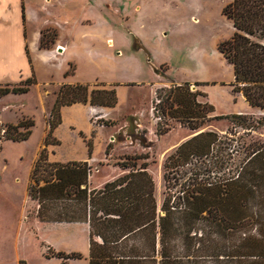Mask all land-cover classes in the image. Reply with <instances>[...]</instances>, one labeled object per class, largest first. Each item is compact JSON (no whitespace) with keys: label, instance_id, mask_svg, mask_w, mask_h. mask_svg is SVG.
Listing matches in <instances>:
<instances>
[{"label":"rangeland","instance_id":"rangeland-1","mask_svg":"<svg viewBox=\"0 0 264 264\" xmlns=\"http://www.w3.org/2000/svg\"><path fill=\"white\" fill-rule=\"evenodd\" d=\"M231 2L26 0L22 18L24 14L30 49L37 30L42 26H51L45 38L49 46L55 34L60 32L63 33L62 39L70 42L79 25L84 26L81 28L84 30L92 27L102 31L108 24L112 50L95 47L93 58L87 63L77 47L67 57L78 65L79 73L84 76L91 68H96L101 76L113 74L119 83L126 82L135 87L122 89L120 106L110 115L119 120L108 123V126L116 125V128L99 127L104 126V120L91 116L92 138L79 134L73 128L71 131L64 124L60 129H54L48 146H45V138L50 128V112L60 87H37L35 84L27 94H10L0 99V264H82L84 261L89 244V226L43 221L39 217L41 204L30 198L28 190L31 173L43 149H46L49 163H66L81 157L80 151L74 154V150L82 145L77 135L86 144L90 142L95 158L101 159L104 158L105 143L113 134V139L108 142V161L97 160L91 164V188L105 183L113 168L123 175L128 170L121 165H136L137 168L145 165L154 181L159 212L165 197L171 198V205L175 207L186 192L209 187L224 188L229 180L239 176L245 180L249 170L256 171L258 162L247 163L251 149L264 147V126L250 131L237 127L226 118L238 112H254L244 115L255 121L264 118L262 111L251 109L232 93L234 68L219 51V45L230 40L236 32L233 22L224 13ZM108 42V47H112ZM111 53L115 61L104 64L99 61ZM42 60L45 64L43 71H39L41 81L49 80L53 70L61 69L63 65L49 55ZM74 68L72 64L71 70ZM158 79L187 84L188 87L179 91L172 89L176 83L169 87L155 86L154 89L141 85ZM7 85L20 84L16 81L0 83V87ZM139 98H143L144 103ZM156 98L161 100L165 112L161 121L151 113ZM132 103L137 104L135 108L142 117L129 119L125 115L132 113ZM25 120L34 122L28 140L14 142L4 138L2 130L7 131L8 126H17ZM125 121H128L127 128L121 130ZM80 123L86 130L88 123L85 119L81 118ZM24 131L22 128L18 130ZM201 133L198 140L185 145ZM207 133L214 136L207 137ZM182 145L185 146L178 152ZM196 149L201 153L193 154ZM262 184L260 180V187H253V193L248 196V218L239 225V235L264 241ZM58 209L49 208V214ZM217 211L221 214L225 209ZM206 215L203 213V217ZM207 224L202 220L201 230L206 229ZM58 253L80 254L81 262L74 259L65 261L57 257ZM202 264L218 263L205 258Z\"/></svg>","mask_w":264,"mask_h":264},{"label":"trees","instance_id":"trees-1","mask_svg":"<svg viewBox=\"0 0 264 264\" xmlns=\"http://www.w3.org/2000/svg\"><path fill=\"white\" fill-rule=\"evenodd\" d=\"M224 13L236 31L230 40L219 45L220 53L234 68L232 93L243 94L251 107L264 113V0H232ZM23 21L26 24L24 14ZM48 32H41L42 48H49L57 38L55 34L47 46ZM26 52L31 63L27 46ZM72 73L70 70L67 75ZM19 84L0 87V99L29 93L37 84L34 73ZM187 87V84L172 85L173 90L179 91ZM77 103L114 108L118 103L115 85H61L50 112L45 146L62 123L61 109ZM160 109L165 114L162 105ZM226 118L250 131L264 126V118L255 121L243 114ZM103 125L109 124L103 121ZM33 126L32 120L8 126L4 138L26 141ZM21 128L25 131L18 132ZM199 136L202 133L185 145ZM87 146L91 157L92 145L88 142ZM108 149L109 146L106 154ZM197 153L201 151L194 150L193 154ZM248 160L247 164L258 162V166L256 171L246 173L245 180L239 176L229 180L224 188L193 189L179 198L175 207L171 198L165 197L160 212L154 181L145 165L140 168L121 165L128 173L95 189L90 187L91 166L87 162L49 163L43 149L31 173L28 190L30 198L41 204L39 217L43 221L89 226V264H202L205 258L218 264H264V241L239 235V225L248 218V196L253 193V187H260V180L264 184V147L251 149ZM51 207L59 209L49 214ZM220 208L225 209L221 214L217 211ZM205 212L207 215L203 217ZM202 220L208 223L204 230L200 228ZM57 257L67 261L79 260L81 255L58 253Z\"/></svg>","mask_w":264,"mask_h":264},{"label":"crops","instance_id":"crops-1","mask_svg":"<svg viewBox=\"0 0 264 264\" xmlns=\"http://www.w3.org/2000/svg\"><path fill=\"white\" fill-rule=\"evenodd\" d=\"M53 0H47V2H52ZM25 4L26 0H0V83L7 84L12 83L13 81L21 82L27 80L32 77L34 73L37 84L35 86H56L60 87L61 85H75V84H91L93 82L104 83L106 85H115L118 103L114 108H102V107H93L89 104H73L71 106H65L61 109V117L62 123L59 126V129L65 124L71 130L73 128L75 131H78L79 134L85 135L88 138H92L91 128L93 125L89 123V119L91 116H98L97 118L104 120V122H117L119 118H111V113L115 112L120 106V96L122 89L124 88H134V85L118 82L113 74L109 76H101L97 73L96 68H91L88 73L84 76L83 74L79 73L78 65L75 64L74 61L67 57V54L75 47L79 50L81 54V58L85 63L89 62L93 58V49L95 47L104 49V51H110L113 49V41L110 37V31L108 24L103 27L102 31H97L92 27H88V29L84 30L81 29L84 26H80L78 28V32L74 34L73 38L71 36L70 42H66L63 40L62 36L63 33L57 34V38L55 42L51 44L49 48H42L41 47V32L48 30L51 26H42L37 30L36 38L33 40L32 49H30L29 40H28V24H24L22 13L23 7L25 11ZM46 8V7H43ZM25 31H26V38H25ZM67 38V37H66ZM111 39V40H109ZM97 40V42H95ZM112 41V47H108L107 42ZM26 46L28 47L29 54L31 57V63L29 62ZM111 48V49H110ZM112 52V51H111ZM34 54L36 58L34 59ZM97 54V53H96ZM46 55H49L51 59L63 62L62 68L58 70H53L51 77L49 80L41 81L39 79V71H43V66L45 62L42 60ZM102 64L105 62L115 61L113 54L104 55L101 58ZM74 64L75 68L73 69V73L67 75V73L71 70V65ZM111 73V72H110ZM172 81L158 79L153 83L141 84V85H149L153 89L155 86L161 87H169L172 85ZM179 85V83H176ZM140 87V86H139ZM239 98L244 101L251 109H255L260 111L259 109L253 108L249 105L246 101L243 94H237ZM10 96V95H8ZM7 97V96H5ZM4 98V97H3ZM140 99V98H139ZM135 100V99H134ZM143 102V98H141ZM144 103V102H143ZM145 105V104H144ZM135 106L136 103H132L130 107L132 110L131 112H127V117L137 118L138 116L142 117V113L136 110ZM237 114H254V112H238ZM234 115V114H233ZM83 118L88 123L87 129L84 130L80 119ZM126 119V117H125ZM128 121H125L124 125L120 127V129L127 128ZM86 126V125H85ZM106 128H116L117 126H99ZM72 131V130H71ZM74 132V131H73ZM113 135V134H112ZM112 135H109L108 140L105 143L104 148V158L97 159L94 156V149H92V155L89 157L88 154V146L87 144L80 139L82 145H79V149L74 150V154L76 155L77 151L81 152V157L77 160V162H87L89 166H91L92 162L105 160L108 161L109 153L106 154V150L110 144L108 142L112 139ZM84 137V136H83ZM71 162V161H68ZM67 163V162H66ZM112 169V168H111ZM122 173L117 170V168H113V170L109 171L107 175V182H112L118 177H120ZM124 175V174H123ZM122 176V175H121ZM98 185L95 189H100L105 184ZM79 224V223H78ZM87 258V259H86ZM80 261V260H79ZM81 262V261H80ZM82 264H89V244L85 250V259Z\"/></svg>","mask_w":264,"mask_h":264},{"label":"built area","instance_id":"built-area-1","mask_svg":"<svg viewBox=\"0 0 264 264\" xmlns=\"http://www.w3.org/2000/svg\"><path fill=\"white\" fill-rule=\"evenodd\" d=\"M160 105H161V100L156 98L155 102L153 103V107L151 109V113L156 117L157 121H161L163 118ZM2 132L5 133L4 130H2Z\"/></svg>","mask_w":264,"mask_h":264},{"label":"bare ground","instance_id":"bare-ground-1","mask_svg":"<svg viewBox=\"0 0 264 264\" xmlns=\"http://www.w3.org/2000/svg\"><path fill=\"white\" fill-rule=\"evenodd\" d=\"M108 43H109V45H112V42L111 41H109Z\"/></svg>","mask_w":264,"mask_h":264}]
</instances>
